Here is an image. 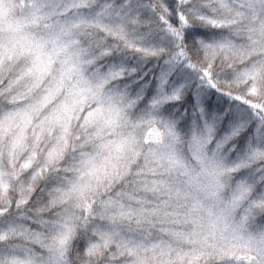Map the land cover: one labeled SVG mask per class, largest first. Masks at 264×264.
<instances>
[{
	"label": "snow or ice",
	"instance_id": "1",
	"mask_svg": "<svg viewBox=\"0 0 264 264\" xmlns=\"http://www.w3.org/2000/svg\"><path fill=\"white\" fill-rule=\"evenodd\" d=\"M0 264H264V0H0Z\"/></svg>",
	"mask_w": 264,
	"mask_h": 264
}]
</instances>
